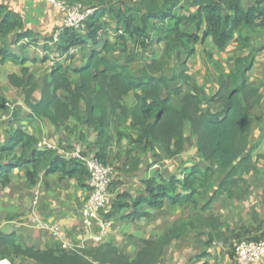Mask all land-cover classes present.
<instances>
[{
	"label": "trees",
	"instance_id": "trees-1",
	"mask_svg": "<svg viewBox=\"0 0 264 264\" xmlns=\"http://www.w3.org/2000/svg\"><path fill=\"white\" fill-rule=\"evenodd\" d=\"M66 1L93 7L95 13L86 23L85 33L62 29L57 42L59 51L67 52L71 47L83 45L86 39L95 43L99 33L105 29L100 18L107 14L116 22V29L121 31L118 35L121 52L127 50L128 40L134 41L141 49L153 41L163 42V60L145 64L139 76L135 77L130 72L131 60L121 65L93 50L88 64L74 70L79 75L78 84L69 82L65 78V70L58 67L52 71L51 81L44 84L42 95L36 103L31 102L36 86L29 79L26 84V105L37 118L56 126L73 117L80 124L93 128L99 136L95 158L99 163L109 165L107 148L111 137L108 132L112 120L127 118L120 102L128 93L136 92L135 106L128 114L131 128L137 132V137L129 139L131 148L125 162L128 168L123 169L125 172L134 170L139 164L138 155L132 154L144 151L149 146L157 145L167 159L177 156L185 142L182 137L183 125L189 123L192 135L197 137L198 152L210 164L205 172H201L195 165L188 174H181L180 179L170 177L162 179L160 184L147 180L144 182L147 197L133 198L126 193L119 194L104 218H116L123 210L131 207L132 218L139 219L144 216L141 213L144 206L160 210L167 201L173 206L193 205L194 209L203 203L201 215L190 222L177 223L166 229L161 237L145 242L144 248L132 260L113 245L75 251L22 249L17 245L14 234H0V258H12L11 264H15L14 259L17 258L21 259L19 264H158L170 242L181 238L187 231H198L199 237H208V242L204 244L200 241V245H228L232 239L264 240V221L259 219L258 212L253 210L250 213L253 224L242 225L228 232L227 236L222 231L224 223L212 214L213 203L221 198L231 202L246 200L250 194V184L246 177L251 173L259 175L252 161L254 148H249V134L251 111L260 103L261 94L259 88L248 85V75L255 64V56L260 52L254 46L253 38L258 33H264V0H256L254 5L247 7L243 6L242 0ZM190 8L195 11L188 16L178 14L180 10L189 12ZM155 21L160 23V27L156 26ZM185 26L192 27L195 32L188 34L184 30ZM203 26L205 30L199 36L198 32ZM21 29L20 16L0 4V63L6 59L22 65L25 63V60L8 53L3 46V41L11 32ZM22 37H29V33L19 36ZM208 38L212 39L215 50L221 51L230 42H236L238 49L247 53L234 59V69L227 77L221 65L211 60L219 72V89L215 96L208 97L193 82L186 74L183 63L178 66L177 74L170 79L163 74L156 76L171 61L176 51L180 52V59H177L180 62L183 52L190 54L191 45L204 43ZM111 48L108 44L104 45L106 55ZM177 84L180 85L174 89L175 95H179L184 86L187 93L178 105L173 106L170 104V96L162 99L161 93L165 90L169 95L170 88ZM58 90L66 91L69 97L58 99L55 95ZM81 100L86 104L84 114L79 110ZM4 104L5 101L0 98V109L6 108ZM214 107L221 108V112L213 113L211 109ZM117 111L121 114H117ZM175 137L178 141L172 149L171 143ZM36 145L37 139L34 136L18 130L0 146V161H6L5 165H0L3 185L7 184V174L14 166H26L30 185L35 184L40 168H46L47 175L60 172L69 178L87 179L88 172L82 162L55 157L54 151H41L36 149ZM17 148L21 149L19 158L15 155ZM179 188L181 193L177 192ZM229 252L234 262L233 250Z\"/></svg>",
	"mask_w": 264,
	"mask_h": 264
},
{
	"label": "crops",
	"instance_id": "crops-1",
	"mask_svg": "<svg viewBox=\"0 0 264 264\" xmlns=\"http://www.w3.org/2000/svg\"><path fill=\"white\" fill-rule=\"evenodd\" d=\"M255 2L256 0H242L244 7L252 6ZM0 4L18 14L22 20V29L11 32L3 41V46L17 59L25 60L23 65L10 59L0 63V98L5 101L6 106L5 109H0V146L16 131L23 130L37 139L36 149L46 150L38 147L41 141L51 145L55 157L71 160L70 157L65 158V155L77 148L83 156L95 157L99 136L93 128L80 124L73 117L56 126L33 114L25 101L28 80L32 79L36 86L31 97L32 103L39 101L44 84L51 81L52 71L58 67L65 70V78L69 82L73 85L78 84L79 75L75 74L74 70L84 68L88 64L93 50L121 65H126L131 60L130 72L132 76L138 77L145 64H150L153 60L155 62L163 60L164 43L153 41L147 44L145 49H141L134 41L128 40L127 50L121 52L118 46V35L121 31L116 29V22L106 14L100 18L105 29L99 33L95 43L91 39H86L85 44L61 52L57 44H49L54 34L59 36L62 32L63 13L59 9L47 5L43 0H0ZM193 11L195 9L190 8L189 12L180 10L178 14L188 16ZM155 24L160 25L157 21ZM184 30L188 34L195 32L188 26H185ZM204 30L205 26L198 35L201 36ZM26 32L29 33V37L19 38ZM211 42L212 39L208 38L204 43L191 45L190 54L183 52L180 62L176 58V52L179 51H176L171 61L156 76L163 74L170 79L177 74L178 66L183 63L186 74L193 82L203 89L208 97L215 96L219 89L217 83L219 72L211 64V60L221 65L223 74L227 77L234 69V59L247 53L240 51L236 42H230L221 51L215 50ZM253 43L260 52L255 56V64L249 72L248 85L260 89L261 100L251 111L249 148H254L252 161L259 170V175L251 173L246 177L250 184V194L246 200L231 202L221 198L213 203L212 214L219 217L214 214V206L218 201L221 203L223 201L237 207L249 205L250 213L253 210L258 212L259 219L264 221V33H258L253 38ZM105 44L112 46L107 55L103 51ZM179 85L172 86L169 95L163 90L161 98L170 96V104L178 105L187 93L184 86L180 94L175 95L174 89ZM135 93H128L120 102L127 113V118H113L108 132L111 142L107 148V160L109 165H113L114 174L99 219L86 225L81 218L80 209L89 192L88 176L87 179L84 177L78 180L60 172L47 175L46 168H40L35 184L30 185L26 176V166H14L7 174L6 185L1 183L0 177V234L4 236L14 234L17 245L22 249L50 248L72 251L75 247H84L83 249L88 250L113 245L132 260L144 248L145 242L161 237L166 229L177 223L190 222L201 215L203 203L194 209L193 205L173 206L167 201L165 207L160 210L144 206L141 211L144 216L139 219L132 218L131 207L123 210L116 218H104V215L111 211L119 194L126 193L133 198L147 197L145 181L151 179L160 184L162 179L167 180L170 177L180 179L181 174H188L195 165L201 172H205L206 167L210 165L198 152L197 137L192 135L190 125L186 122L182 131L185 142L177 156L167 159L157 145L149 146L144 151L132 154L138 155L139 164L134 170L125 172L123 169L128 168L125 162L131 148L129 139L137 137V132L131 128L132 122L128 114L135 106ZM55 95L62 100L69 97L64 90H58ZM79 110L81 114L85 113L86 104L83 100L79 102ZM211 111L221 112V108L214 107ZM117 114L121 112L117 111ZM177 141V137L172 139V149ZM20 154L21 149L17 148L16 158H19ZM5 163L4 160L0 161L2 166ZM177 192L181 193V189L179 188ZM219 218L223 222L221 217ZM223 223L225 225V222ZM101 224H104V229L101 228ZM240 224L237 228L252 224L251 215L248 223L244 224L242 220ZM52 227L59 229L58 234L54 233ZM226 229L228 228L222 230L225 236ZM99 237L100 240H97ZM200 241L206 244L208 237H199L198 231L185 232L181 238L170 242L158 264H234L233 257L228 256L226 250L222 248L224 244L200 245ZM11 261L12 258H0V264H11ZM14 262L19 264L21 259H14ZM255 264H264V259Z\"/></svg>",
	"mask_w": 264,
	"mask_h": 264
},
{
	"label": "built area",
	"instance_id": "built-area-1",
	"mask_svg": "<svg viewBox=\"0 0 264 264\" xmlns=\"http://www.w3.org/2000/svg\"><path fill=\"white\" fill-rule=\"evenodd\" d=\"M47 5L59 9L63 13L62 29H72L79 33L86 32V23L95 13V8L87 7L81 3H68L66 0H43ZM120 33V32H119ZM58 34L53 35L50 45H56ZM38 147L54 151V148L45 141L38 143ZM71 159L79 160L88 172L89 192L82 203L80 214L86 225L99 219V213L105 206L108 187L114 174L111 165H103L95 158H87L81 154L80 149H75L65 155ZM104 229V224L100 225ZM55 234L59 229L52 227ZM100 240V237L97 240ZM84 248V247H83ZM83 248H73L81 250ZM235 264H255L264 259V240L261 241H235L232 246Z\"/></svg>",
	"mask_w": 264,
	"mask_h": 264
},
{
	"label": "rangeland",
	"instance_id": "rangeland-1",
	"mask_svg": "<svg viewBox=\"0 0 264 264\" xmlns=\"http://www.w3.org/2000/svg\"><path fill=\"white\" fill-rule=\"evenodd\" d=\"M250 210L251 208L246 205L237 207L233 205H228L225 202L221 201L217 202L214 206V214L221 217L223 222H225L224 228L226 229L224 232L228 235V232L237 230L238 225H241L240 222L244 220V224L248 223L250 220ZM253 224V223H252ZM226 235V236H227ZM236 239H232L230 244L222 245V248L226 250L227 255L229 256V251L233 246V243ZM221 248V247H220ZM222 263V262H221Z\"/></svg>",
	"mask_w": 264,
	"mask_h": 264
},
{
	"label": "water",
	"instance_id": "water-1",
	"mask_svg": "<svg viewBox=\"0 0 264 264\" xmlns=\"http://www.w3.org/2000/svg\"><path fill=\"white\" fill-rule=\"evenodd\" d=\"M177 59H180V52L176 53Z\"/></svg>",
	"mask_w": 264,
	"mask_h": 264
}]
</instances>
